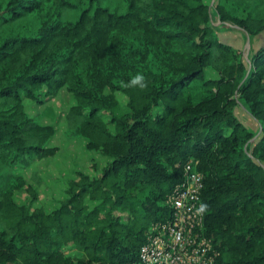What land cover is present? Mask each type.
<instances>
[{
  "label": "trees",
  "instance_id": "trees-1",
  "mask_svg": "<svg viewBox=\"0 0 264 264\" xmlns=\"http://www.w3.org/2000/svg\"><path fill=\"white\" fill-rule=\"evenodd\" d=\"M233 26L250 41L247 60L219 39ZM263 34L264 0H0V264L136 261L149 229L170 219L189 160L217 263L264 264V42L253 44ZM138 73L144 87L131 83ZM62 89L72 135L107 162L94 178L78 173L54 211H30L14 201L18 168L55 154V128L24 100Z\"/></svg>",
  "mask_w": 264,
  "mask_h": 264
},
{
  "label": "rangeland",
  "instance_id": "rangeland-1",
  "mask_svg": "<svg viewBox=\"0 0 264 264\" xmlns=\"http://www.w3.org/2000/svg\"><path fill=\"white\" fill-rule=\"evenodd\" d=\"M205 2L212 7L214 0ZM218 35L222 42L239 49L245 60L248 59L251 45L243 31L233 26ZM263 42L264 34L253 43L254 47L258 48ZM117 97L121 103L125 102L123 96L118 94ZM73 105L72 96L64 89L56 96L45 99L42 104L24 100L28 116L37 123L55 128V134L47 146L56 148V152L47 158H36L29 164L24 163L18 168V175L24 182L21 188L14 191V201L18 206L28 207L30 211L40 208L45 212H52L65 198L67 184L77 178L78 173L94 178L105 166L107 162L105 157L86 150L84 141L72 135L66 118ZM235 115L249 130L257 133L258 124L241 105L235 108ZM104 117L107 118L105 115ZM27 187L34 189L33 198L26 192Z\"/></svg>",
  "mask_w": 264,
  "mask_h": 264
},
{
  "label": "built area",
  "instance_id": "built-area-1",
  "mask_svg": "<svg viewBox=\"0 0 264 264\" xmlns=\"http://www.w3.org/2000/svg\"><path fill=\"white\" fill-rule=\"evenodd\" d=\"M202 189L198 162L189 160L166 201L170 219L149 229L138 259L130 264H218L219 253L203 233Z\"/></svg>",
  "mask_w": 264,
  "mask_h": 264
},
{
  "label": "clouds",
  "instance_id": "clouds-1",
  "mask_svg": "<svg viewBox=\"0 0 264 264\" xmlns=\"http://www.w3.org/2000/svg\"><path fill=\"white\" fill-rule=\"evenodd\" d=\"M143 81H145V76L142 73H138L137 75H135L131 81L132 84H140V87H144V83Z\"/></svg>",
  "mask_w": 264,
  "mask_h": 264
},
{
  "label": "water",
  "instance_id": "water-1",
  "mask_svg": "<svg viewBox=\"0 0 264 264\" xmlns=\"http://www.w3.org/2000/svg\"><path fill=\"white\" fill-rule=\"evenodd\" d=\"M249 46V45H248Z\"/></svg>",
  "mask_w": 264,
  "mask_h": 264
}]
</instances>
